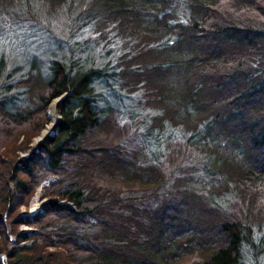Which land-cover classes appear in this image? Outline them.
Returning a JSON list of instances; mask_svg holds the SVG:
<instances>
[{"label": "trees", "instance_id": "obj_1", "mask_svg": "<svg viewBox=\"0 0 264 264\" xmlns=\"http://www.w3.org/2000/svg\"><path fill=\"white\" fill-rule=\"evenodd\" d=\"M59 12L66 51L2 36ZM0 37V264H264V0H0Z\"/></svg>", "mask_w": 264, "mask_h": 264}, {"label": "rangeland", "instance_id": "obj_2", "mask_svg": "<svg viewBox=\"0 0 264 264\" xmlns=\"http://www.w3.org/2000/svg\"><path fill=\"white\" fill-rule=\"evenodd\" d=\"M68 23L69 22L67 21L65 13H62V12L51 14L49 16H47L46 14H40V19H39V22L36 24V28H32L30 32L25 31L23 33V30H21V31H10V33H8L6 31H3L2 36L3 37L10 36L11 38H13L14 43L12 46L14 47V45H16V47H14L16 49L17 47H21V45H23L26 50V54H25L26 58L32 55L33 57H36L37 60H39L41 56L42 57L44 56V54L46 55L49 52L55 51L56 45L58 43L62 44L64 46L63 51H66L68 50L66 42H68L69 45H72L74 47V45H76L77 43L78 38L81 39L80 37L84 33H81V31H77L76 28H71L68 25ZM3 37H0L1 38L0 39V54H4V57L6 58V60H8L9 62H12V64L17 63L19 61V66L22 69L21 71H25L26 68H24L23 65L20 64L19 55L15 53V51L10 50V48L8 47L9 45L6 44L5 41L2 39ZM50 105L48 106L46 110V114L50 122L44 128V130L45 129L48 130L47 134L51 132L53 120L56 117L55 110L53 114H51ZM48 126H50L51 128L49 127L48 129ZM41 133L39 136L33 139L31 143L32 145L36 144L37 139L42 138ZM26 155H27L26 153L20 154V156L22 157H25ZM205 164L209 165L210 161L205 160ZM40 190L41 188L37 189L36 193L31 198V201L28 207L26 208L21 207L20 209L21 214L23 213L33 214L37 212V210L39 209V206L45 201L44 199H41ZM199 193H201L200 190H199ZM19 229L24 232H32L34 230V228L27 227L25 225H20ZM29 243L31 242L29 241L27 244ZM1 257L3 260H6V257L4 255H1ZM3 257H5V259Z\"/></svg>", "mask_w": 264, "mask_h": 264}, {"label": "bare ground", "instance_id": "obj_3", "mask_svg": "<svg viewBox=\"0 0 264 264\" xmlns=\"http://www.w3.org/2000/svg\"><path fill=\"white\" fill-rule=\"evenodd\" d=\"M55 105H56V100H54L52 103H51V105H50V107H51V114H53V112H54V110H55ZM51 125V124H50ZM49 127L50 126H48V129H49ZM51 128V127H50ZM47 132H48V130L47 129H45L44 131H42V133H41V137H45V135L47 134Z\"/></svg>", "mask_w": 264, "mask_h": 264}, {"label": "water", "instance_id": "obj_4", "mask_svg": "<svg viewBox=\"0 0 264 264\" xmlns=\"http://www.w3.org/2000/svg\"><path fill=\"white\" fill-rule=\"evenodd\" d=\"M60 99H61V97L58 98V99H56V103H57L58 101H60ZM43 138H44V137H42L41 139H37L36 141L39 142V141H41ZM37 142H36V143H37ZM3 258L5 259V257H3Z\"/></svg>", "mask_w": 264, "mask_h": 264}]
</instances>
